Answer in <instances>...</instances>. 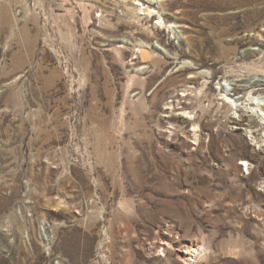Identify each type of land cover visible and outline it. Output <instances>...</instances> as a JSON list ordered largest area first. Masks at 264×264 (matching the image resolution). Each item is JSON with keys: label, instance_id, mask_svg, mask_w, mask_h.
I'll use <instances>...</instances> for the list:
<instances>
[{"label": "rangeland", "instance_id": "374dc122", "mask_svg": "<svg viewBox=\"0 0 264 264\" xmlns=\"http://www.w3.org/2000/svg\"><path fill=\"white\" fill-rule=\"evenodd\" d=\"M117 1L0 0V264H203L178 257L194 241L208 264H264V195H237L216 158L244 140L251 169L264 157L220 95L241 104L227 74L264 68L232 59L258 47L264 0H158L171 29ZM192 71L204 152L164 109ZM257 178L264 192V165ZM164 232L174 248L152 250ZM235 236L246 256L221 252Z\"/></svg>", "mask_w": 264, "mask_h": 264}, {"label": "bare ground", "instance_id": "6f19581e", "mask_svg": "<svg viewBox=\"0 0 264 264\" xmlns=\"http://www.w3.org/2000/svg\"><path fill=\"white\" fill-rule=\"evenodd\" d=\"M118 4L128 6L130 5L132 9L134 10L135 14L138 16H154L157 15V21L156 24L162 27H175L173 23H170L166 20V17L164 13L157 9L156 3H158V0H118ZM179 2V0L173 1V3ZM201 3H198V6ZM144 6V7H143ZM85 16V15H84ZM90 19V17H89ZM175 23V22H174ZM261 23L264 26V19L261 20ZM255 27V26H254ZM255 29V28H254ZM172 31V30H171ZM254 40L253 38L250 39V41H254L255 43H252L253 45H258V47H247L245 53L239 54L235 53L233 56V62L245 59L246 57H251L253 55H260V57H263L264 55V29H262L261 33H255L254 34ZM252 36V35H251ZM142 54L143 58H147L150 54L149 50L147 49L148 45L142 46ZM187 63V62H186ZM185 61L182 62V67H187V69L194 68L191 64H186ZM251 72H245V73H239V72H232L228 73L227 76L233 78L237 83L238 82H246V84H243L242 89L245 91V94L240 96V99H242V103H238V99L234 100V97L232 94L227 93L226 91L221 92L220 95L221 98L227 102V109L225 111L226 113V119L227 122L230 124V127L232 129H239V128H245L252 134V141L256 142L258 145H260V148L262 150V153H264V123L259 121V119L255 116L254 110L257 111V109L262 108L264 110V101L262 104H258V108H248V105L253 104L251 103V99L253 95L257 94H264V68L259 66L258 64H252ZM253 74L259 75L262 78L253 81ZM197 74L193 71L191 72L190 76L186 80L184 84H182V88L180 91L175 95V98L172 100H169L166 102L164 109L166 112H169V115H172V113L178 114L180 117L183 118L184 122H191L192 128H188L187 132L191 133L193 138L197 141L198 145L201 146L204 152L206 145H205V139L204 135H210L209 132H205L204 130L207 129V125H200V122L197 121L196 116L198 114V111L190 106L188 104V99H190V95L195 91V86L188 85L191 82V79L196 78ZM261 86V87H258ZM261 101V100H260ZM247 102V103H246ZM262 102V101H261ZM247 104V105H244ZM235 109V112H232ZM204 111V110H203ZM233 113H237V115H234ZM218 124L222 126V123L218 121ZM220 132V131H219ZM249 145V141L244 140V147ZM239 149L235 144L230 146L227 149L226 154H222L220 151L218 152V155H216L218 160L224 163L225 169H223L224 173L227 174L229 181L231 185L234 187L236 194L239 196H249L250 200L252 202H255L254 197L255 196H262L264 195V192L259 191V189L254 188L252 185H250V182H255L259 178H257V173L261 171L262 165H264V157L258 161L260 165H256L254 168L251 169V164L255 161L256 157L253 154L246 153L243 148ZM264 156V154H263ZM241 159L243 160V163H246V166L248 165V169L250 170V174L246 175L243 173V166L241 163L239 164L237 161ZM250 162V165H249ZM250 166V167H249ZM222 171V172H223ZM259 208L262 209V206ZM158 241L155 242L152 245V250H163L164 252H170L173 247L174 241L171 240L170 237L167 236V234L164 232L162 234H159ZM200 241H194V243H186L183 245H179L183 248L182 252L183 254H178V257L182 260H186L187 262H190V258L193 256L191 253L195 254V259H199V251L206 246L207 244ZM208 246V245H207ZM209 247V246H208ZM192 255V256H190Z\"/></svg>", "mask_w": 264, "mask_h": 264}, {"label": "clouds", "instance_id": "9594fccd", "mask_svg": "<svg viewBox=\"0 0 264 264\" xmlns=\"http://www.w3.org/2000/svg\"><path fill=\"white\" fill-rule=\"evenodd\" d=\"M246 245L243 242V239L240 236L230 237L227 247H221V252L230 257H242L246 256L248 253L245 251ZM199 260L203 264H208L212 252L209 247L206 245L199 251Z\"/></svg>", "mask_w": 264, "mask_h": 264}]
</instances>
